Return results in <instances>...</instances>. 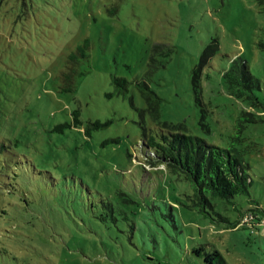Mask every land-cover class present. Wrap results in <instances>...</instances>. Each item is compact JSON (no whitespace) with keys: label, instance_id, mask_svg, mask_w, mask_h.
Here are the masks:
<instances>
[{"label":"rangeland","instance_id":"1","mask_svg":"<svg viewBox=\"0 0 264 264\" xmlns=\"http://www.w3.org/2000/svg\"><path fill=\"white\" fill-rule=\"evenodd\" d=\"M212 41L204 129L191 77ZM237 58L259 82L241 99L222 77ZM141 80L161 123L242 154L248 194L187 207L190 186L146 163L142 128L160 129L140 117ZM215 252L264 264V0H0V264H207Z\"/></svg>","mask_w":264,"mask_h":264},{"label":"trees","instance_id":"2","mask_svg":"<svg viewBox=\"0 0 264 264\" xmlns=\"http://www.w3.org/2000/svg\"><path fill=\"white\" fill-rule=\"evenodd\" d=\"M88 47L86 41L72 53L67 62L69 69L62 74L63 81L68 85L66 92L72 91V85L77 76L76 65L80 59L87 58L85 50ZM154 52L160 51V46H154ZM217 45L211 42L202 52L199 64L193 69L191 87L195 103L200 106V126L206 129L204 124L206 111L201 102L200 79L203 68L215 55ZM228 86L229 93L238 99L247 97L254 89L259 88V82L254 78L244 61L240 58L230 63L229 69L222 75ZM116 92L125 97L127 82L124 79H112ZM135 87L145 103V109L139 114L141 119L145 115L160 129L159 135H148L142 128L143 147L151 153L145 154L147 164L154 167L162 166L163 171L172 175L177 181L187 183L191 188V195L185 196L189 202L188 208L198 213L207 214L206 209L212 208L214 200L230 202L235 196L248 194L247 187L250 180L245 173L242 154L234 147L222 149L214 145H208L203 140L193 137L186 132L184 125H170L160 122L161 100L151 91L146 81L135 83ZM243 122H253L252 118ZM143 127V126H142ZM239 125L238 133L242 130ZM234 140L238 141L239 138ZM243 218V217H242ZM217 261L211 262V256L205 258L207 264H224L219 253L213 254Z\"/></svg>","mask_w":264,"mask_h":264},{"label":"built area","instance_id":"3","mask_svg":"<svg viewBox=\"0 0 264 264\" xmlns=\"http://www.w3.org/2000/svg\"><path fill=\"white\" fill-rule=\"evenodd\" d=\"M247 219H248V218H245V217H244V221H245V220L247 221ZM249 222H250V220H249Z\"/></svg>","mask_w":264,"mask_h":264}]
</instances>
